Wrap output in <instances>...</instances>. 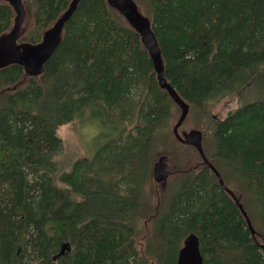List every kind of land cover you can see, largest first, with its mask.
Listing matches in <instances>:
<instances>
[{"label": "trees", "instance_id": "trees-1", "mask_svg": "<svg viewBox=\"0 0 264 264\" xmlns=\"http://www.w3.org/2000/svg\"><path fill=\"white\" fill-rule=\"evenodd\" d=\"M24 1L31 25L19 41L31 43L71 2ZM134 1L167 83L203 125L205 157L242 196L256 236L202 161L183 170L167 213L155 216L157 196L148 204L144 186L160 139L177 141L171 124L180 108L122 15L106 0H79L40 75L0 68V264H176L190 233L203 264H264V0ZM14 14L0 0V35ZM243 90L253 97L221 119L209 115L208 103ZM90 110L116 133L58 174L57 128ZM142 220L153 228L141 252Z\"/></svg>", "mask_w": 264, "mask_h": 264}, {"label": "water", "instance_id": "water-1", "mask_svg": "<svg viewBox=\"0 0 264 264\" xmlns=\"http://www.w3.org/2000/svg\"><path fill=\"white\" fill-rule=\"evenodd\" d=\"M3 1L7 2L13 8L17 16L10 31L0 35V68L10 64H18L24 69V72L27 75H40L43 72L46 61L61 40L63 25L76 9L79 0H71L66 10L42 33L41 38L37 43L17 42L19 38L18 29L24 20L25 9L20 0ZM106 2L120 15H122L128 25L136 31L142 46L146 49L148 56L152 61L153 70L159 87L169 92L180 108L179 117L172 127L174 138L179 143L191 145L197 150L202 163L213 171L219 185L234 200L238 209L245 218L246 225L251 236L255 237L256 231L252 227L249 217L239 201V197H236L233 191L225 186L221 175L214 169L205 157L201 146V132L198 130H190L189 132L183 131L182 135L178 132L179 127L187 116L189 106L187 103L182 101L174 91H172L171 86L167 83L164 77L161 52L152 31L150 21L140 12L134 0H106ZM167 177V157L162 155L152 165L153 181L160 184V190L162 192L165 189ZM257 242H260L259 246L262 248L264 254V240L259 237V241ZM66 249L69 250L68 242L61 246L58 256L63 254ZM176 264H203V259L199 251V241L195 234L190 233L184 238L177 253Z\"/></svg>", "mask_w": 264, "mask_h": 264}, {"label": "rangeland", "instance_id": "rangeland-1", "mask_svg": "<svg viewBox=\"0 0 264 264\" xmlns=\"http://www.w3.org/2000/svg\"><path fill=\"white\" fill-rule=\"evenodd\" d=\"M23 7L29 4L26 1H22ZM30 5H28V9L26 8L24 13V20L18 29V37L29 28L31 25V17H30ZM142 14L143 11H140ZM144 15V14H143ZM16 12L12 21V26L16 20ZM254 90H243L238 95H230L219 99L217 101H213L208 103V113L214 119L223 118L229 111H232L245 103V101L251 99L252 93ZM180 111L176 114V118L173 120L171 127L176 122ZM101 115L96 111L84 112L80 118L73 119L72 121L60 125L57 128V136L62 141V150L54 157L57 165H58V174L61 172H69L71 170L73 162L81 157L91 156L94 151L107 139L113 136L116 133V130H113L110 126L103 124L100 120ZM207 120L206 123H208ZM200 120L197 117H193L191 115H187L178 129L179 134L182 135V132H189L190 130H201L200 127L203 125H199ZM203 134V132H202ZM204 139V135H203ZM174 152V153H173ZM171 153H173L174 157L172 158ZM155 156L152 155V164L156 162V160L162 156L167 155V167L170 168V171H174L172 174L169 173L166 181V186L164 191L160 190L159 184H155L152 176L150 177V182H147L145 187V199L148 204H155V196H157L158 206L156 207L157 213L155 216L161 217L165 213H167V202L169 198L177 191L179 187V178L181 179V173L184 169H186L189 165L192 167L194 165H199L201 163V158L193 146L190 145H181L178 141H173L170 138V134L164 135L159 143L156 146L154 151ZM177 157V159H175ZM187 164L184 167V164ZM151 164V165H152ZM173 168V169H172ZM176 169V170H175ZM169 170V169H168ZM151 175V172H150ZM230 188H234L233 190L237 193H240L238 189L237 183H229ZM240 200L241 195L238 194ZM161 205V206H160ZM155 209V208H154ZM153 225L150 221H140L138 224V231L141 235L137 237V249L142 252V245L144 243L142 236L146 235L147 232L151 231Z\"/></svg>", "mask_w": 264, "mask_h": 264}, {"label": "flooded vegetation", "instance_id": "flooded-vegetation-1", "mask_svg": "<svg viewBox=\"0 0 264 264\" xmlns=\"http://www.w3.org/2000/svg\"><path fill=\"white\" fill-rule=\"evenodd\" d=\"M17 1H18V0H17ZM22 1H23V0H20L21 4L23 5ZM24 8H25V7H24ZM25 10H26V9H25ZM14 13H15V12H14ZM14 15H15V14H14ZM60 15H61V14H60ZM60 15H59V16H60ZM59 16H58V17H59ZM58 17H57V18H58ZM13 18H14V17H13ZM57 18H56V19H57ZM12 21H13V20H12ZM54 21H55V20H54ZM52 24H53V23H52ZM11 28H12V24H11ZM11 28H10V29H11ZM46 29H47V28H46ZM46 29H45V30H46ZM45 30H44V31H45ZM44 31H43V32H44ZM43 32H42V33H43ZM22 34H23V33H22ZM22 34H21V35H22ZM21 35H20V36H21ZM19 38H20V37H19ZM19 38H18L17 42H20V41H19ZM22 42H25V41H22ZM159 186H160V184H159Z\"/></svg>", "mask_w": 264, "mask_h": 264}]
</instances>
